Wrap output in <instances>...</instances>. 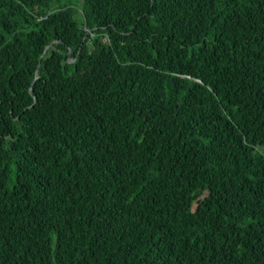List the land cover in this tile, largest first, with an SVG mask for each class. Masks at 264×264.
Returning <instances> with one entry per match:
<instances>
[{"label":"trees","instance_id":"16d2710c","mask_svg":"<svg viewBox=\"0 0 264 264\" xmlns=\"http://www.w3.org/2000/svg\"><path fill=\"white\" fill-rule=\"evenodd\" d=\"M0 264H264V0H0Z\"/></svg>","mask_w":264,"mask_h":264},{"label":"water","instance_id":"95a60500","mask_svg":"<svg viewBox=\"0 0 264 264\" xmlns=\"http://www.w3.org/2000/svg\"><path fill=\"white\" fill-rule=\"evenodd\" d=\"M52 46V44L51 45H49L48 47H47V49H46V51L45 52H47V50L50 48Z\"/></svg>","mask_w":264,"mask_h":264}]
</instances>
